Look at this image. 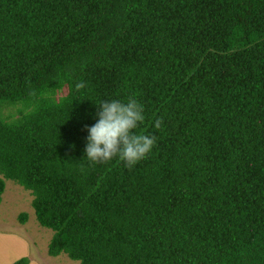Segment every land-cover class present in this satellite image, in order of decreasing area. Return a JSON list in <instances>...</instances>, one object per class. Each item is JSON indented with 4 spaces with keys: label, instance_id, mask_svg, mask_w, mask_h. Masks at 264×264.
<instances>
[{
    "label": "trees",
    "instance_id": "16d2710c",
    "mask_svg": "<svg viewBox=\"0 0 264 264\" xmlns=\"http://www.w3.org/2000/svg\"><path fill=\"white\" fill-rule=\"evenodd\" d=\"M129 98L152 150L93 163L86 126ZM3 105L0 195L29 192L47 255L264 264V0H0Z\"/></svg>",
    "mask_w": 264,
    "mask_h": 264
},
{
    "label": "clouds",
    "instance_id": "9594fccd",
    "mask_svg": "<svg viewBox=\"0 0 264 264\" xmlns=\"http://www.w3.org/2000/svg\"><path fill=\"white\" fill-rule=\"evenodd\" d=\"M76 89L85 87L83 81ZM98 120L87 127L86 157L93 163H106L118 156L125 166L132 168L152 150L156 137L136 134L134 129L143 122V106L135 98L126 103L119 100H104L99 103ZM161 121H156L160 127Z\"/></svg>",
    "mask_w": 264,
    "mask_h": 264
},
{
    "label": "rangeland",
    "instance_id": "374dc122",
    "mask_svg": "<svg viewBox=\"0 0 264 264\" xmlns=\"http://www.w3.org/2000/svg\"><path fill=\"white\" fill-rule=\"evenodd\" d=\"M64 92L63 88L57 96ZM13 107L3 105L0 112L3 116L14 115ZM3 181L0 195V264H10L20 257H26L28 264H78L63 253L54 257L47 255L46 245L51 231L36 222L29 192L10 179ZM20 212L26 214L22 223L17 220Z\"/></svg>",
    "mask_w": 264,
    "mask_h": 264
}]
</instances>
